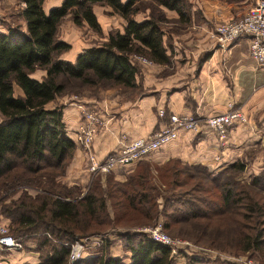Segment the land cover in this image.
Segmentation results:
<instances>
[{"label":"trees","instance_id":"1","mask_svg":"<svg viewBox=\"0 0 264 264\" xmlns=\"http://www.w3.org/2000/svg\"><path fill=\"white\" fill-rule=\"evenodd\" d=\"M142 1L148 2L150 12L137 21L133 16ZM22 2L25 30L11 26L0 31V194L1 200L10 198L1 203L4 219L0 221L21 242L20 252L32 245L37 261L13 263L123 264L121 257L103 253L109 245L107 237L102 253L68 260L70 243L76 238L110 229L117 230L123 248L129 251V264H173L180 255L189 264L200 261L185 250L131 229L154 224L159 218L167 233L186 238H190L188 230L204 238L231 234L233 245L229 246L227 238L226 248H234L238 254L257 252L264 262V167L244 179L241 161L213 172L202 164L171 158L160 164L137 161L123 179L111 173L115 168L106 173L104 184L96 177L85 191L58 180L76 143L66 132L62 106L48 104L69 83L91 90L106 86L136 89L134 56L159 64L170 61L162 9L184 16L187 0H62L47 12L44 0ZM94 3L109 5L121 16L123 31L111 30L105 40L83 48L74 61L59 58L70 48L58 39L65 16L100 34ZM36 69L45 71L41 80L30 75ZM14 85L21 95L14 93ZM24 185L38 192L31 195L22 189ZM18 189L19 195L11 198ZM194 240L200 242L201 238ZM204 244L219 246L213 238ZM4 254L10 260L13 253Z\"/></svg>","mask_w":264,"mask_h":264},{"label":"crops","instance_id":"2","mask_svg":"<svg viewBox=\"0 0 264 264\" xmlns=\"http://www.w3.org/2000/svg\"><path fill=\"white\" fill-rule=\"evenodd\" d=\"M255 1L187 0L184 16L175 10L166 9L168 25L166 28L162 27V30L164 42L170 44L167 46L170 61L159 64L148 59L142 60L143 62L138 60L140 64H137V87L133 89L134 93L108 91L99 96L69 95L60 99L56 96L55 99L59 101L50 102L48 106H62V121L72 139L82 117V110L93 109L103 125L98 126L91 150L98 158H102L116 149L120 133H125L130 138L147 136L166 122L171 113L204 118L225 111L231 104L241 110L247 121L235 122L229 128L223 145L206 125H202L198 131L180 129L171 143L144 159L160 164L168 159L178 158L182 162L202 164L213 172L241 161L245 164L242 178L248 179L264 165V155L256 152L249 154L250 149L264 146V67H260L249 55L247 35L237 37L227 46H220L208 31L218 23L241 17ZM61 2L62 0H44L43 8L47 12ZM21 3L24 7V3ZM99 6L100 3L92 5L101 27L100 34H95L101 35L103 38H100L105 40L111 30L123 31L124 23L120 27L115 26L109 15L106 16L113 12L112 8L104 4L107 14H103L104 11L97 10ZM69 18V15L64 17L58 39L68 43L70 48L61 53L59 58L74 61L83 48L94 44L87 40V34L94 36V32L87 24L77 26ZM133 18L141 21L146 16ZM22 24L21 29L25 30L24 20ZM30 75L41 80L45 71L36 69ZM14 90H17V95L22 94L17 85H14ZM160 108L165 112L162 117L158 115ZM71 160L70 165L75 171L79 172L78 168H82V171L68 180H81L84 173H89L85 149L76 144ZM136 163L117 167L113 171L115 178L123 179ZM111 249L110 247L109 250ZM115 249L117 252L110 254L121 257L123 264H129V251L123 247H113ZM27 256L23 252H16L9 258L12 263L37 261L36 255ZM176 260L181 262L180 259Z\"/></svg>","mask_w":264,"mask_h":264},{"label":"built area","instance_id":"3","mask_svg":"<svg viewBox=\"0 0 264 264\" xmlns=\"http://www.w3.org/2000/svg\"><path fill=\"white\" fill-rule=\"evenodd\" d=\"M210 35L220 46H227L237 37L247 35L249 37V55L260 67H264V0H256L237 19L216 24L210 31ZM140 57L143 61H147L146 58ZM158 115L160 117L164 115L162 108L158 109ZM246 121V116L241 110L231 104L225 111L207 115L204 118H198L191 114L171 113L166 122L147 136L130 138L125 133H120L116 149L106 153L102 158H98L91 150V145L98 126L103 123L93 109L84 108L73 140L86 151L89 173L104 174L117 167L150 156L162 146L171 143L177 137L180 129L198 131L202 125H206L214 133L216 140L223 145L228 137L229 128L235 122L244 123ZM161 226L160 224L148 226L143 228V231L155 241L174 246V240L162 231ZM84 240V238H76L70 243L69 262H74L83 256L84 247L87 245ZM22 248L21 242L9 232L8 224L0 221V264H14L8 260L4 253L20 252ZM247 264L253 263L249 261Z\"/></svg>","mask_w":264,"mask_h":264},{"label":"rangeland","instance_id":"4","mask_svg":"<svg viewBox=\"0 0 264 264\" xmlns=\"http://www.w3.org/2000/svg\"><path fill=\"white\" fill-rule=\"evenodd\" d=\"M22 0H0V31H6L8 27L11 26H19L20 28H22L23 26V17H22ZM148 2L146 1H142L139 4V10L134 14L135 17L140 18L142 16H148V13L150 12V8L147 4ZM102 6V7H101ZM105 7V6H104ZM99 9V10H98ZM97 10L100 11H104L103 14H107V12L104 10L103 8V4H100L99 7H97ZM166 9H162L163 12H165ZM109 15V19H112V24H114L115 26L118 25L119 27L124 23V20L121 18V16H119L117 13L114 12H110V14H107L106 16ZM70 19V18H69ZM71 20V19H70ZM167 19L162 22V27L166 28L165 26L168 25L167 23ZM63 25H61L58 29V34L60 33V31L62 30ZM208 34L210 35V31H208ZM88 37V41H92L94 43H98L100 42L103 38L101 35H96L94 32V36L87 34ZM101 37V38H100ZM212 38V36H211ZM214 39V38H213ZM217 45V44H216ZM135 55L133 60L136 64H140L138 63L139 61H142L141 57ZM139 60V61H138ZM143 62V61H142ZM108 91H112V92H123V93H134L135 91H133L132 89H127L125 90H118V89H114V88H108L106 87H98L96 89H89L86 86H79L75 83H69L67 84L65 91L61 94L58 95L57 97L60 99L62 97H66L69 95H83V94H88L90 96H99V94L101 93H105ZM17 90H14V93L17 95ZM76 98V97H75ZM59 100L54 99L53 103H57ZM264 147V146H262ZM261 146H257L255 148L250 149L249 154H253L254 152L259 153L260 155H264V148H262ZM73 156V155H72ZM72 158H70L64 168V170L62 171L61 174H59L58 176V180L60 181V184L65 185L66 187H73V186H78L79 188L83 189V191H85V189H87V187L90 185V183L92 182L93 179H95L96 177H100V182H102V184H104L105 181V177H106V173L104 174H99V175H95V174H85L83 175V178L81 180L77 179V180H68L69 177L72 176H76L78 175V173H81L82 168H78L79 172L75 171V168L70 165L71 164V160ZM142 160H147V159H142ZM149 161V160H148ZM264 167V165H263ZM262 169V168H261ZM76 172V173H75ZM113 173V172H111ZM110 174V173H108ZM80 176V174H79ZM22 189H27L28 193H30L31 195H34L36 192H38L37 188L34 187H29L27 185H24L22 187ZM20 189H18V191H15L11 194V198H16L19 195ZM83 193V192H82ZM3 194H0V220H3L4 217L1 214V203H6V201L10 198H7L5 200H1ZM162 218H159L154 224L151 225H139L136 226L134 228H131L133 231H143L145 227L148 226H153V225H162ZM162 231L167 234L169 237H171L174 240V246L175 248L178 247L179 249L185 250L188 254H191L193 256L199 257L200 261H197L195 264H205L206 260L210 263V264H247V262H252L253 264H264V262L261 260V256L260 254H258L257 252H253L252 254H238L236 253V250L234 248H231L229 246H232L233 243L230 242L232 240V235L228 234L227 237L224 235H218V236H207L204 238V236H196L195 230H188L187 234L190 238H186V237H182V236H178L175 234H169L167 233V231H165L163 229V227L161 226ZM117 231V230H116ZM114 229H110L108 230V232L104 233V234H92L90 236H86L83 237L85 240V242H87V245L84 247V255H94V254H100L102 247H104V242L105 241V237L108 238L109 240V245L106 247L105 250V254L114 252L116 253V249L113 250V247H123L122 245V240L119 238V236H117V232ZM104 237V238H103ZM193 238V240H192ZM195 238H201V240H199L200 242H195L196 240H194ZM210 238L215 239V241L218 242L219 246H216V248L214 247H208L206 244H204V242H208ZM228 238V243L230 244L229 246H227L226 248V241L225 239ZM96 239L97 242L93 243V241H95ZM205 239V241H204ZM89 243V244H88ZM29 245V249H25L23 251V253L27 256H37V253L35 251H33V247L31 244ZM228 245V244H227ZM112 248L111 251L109 250V248ZM220 248V249H219ZM124 249V248H123ZM224 249V250H223ZM108 252V253H107ZM27 256V257H28ZM37 258V257H36ZM176 259H180L181 262L179 261H174L173 264H189L188 263V259L186 258V256H178Z\"/></svg>","mask_w":264,"mask_h":264}]
</instances>
